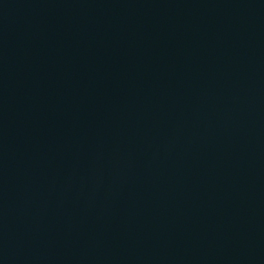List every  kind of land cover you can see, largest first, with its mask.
<instances>
[{
  "label": "water",
  "instance_id": "water-1",
  "mask_svg": "<svg viewBox=\"0 0 264 264\" xmlns=\"http://www.w3.org/2000/svg\"><path fill=\"white\" fill-rule=\"evenodd\" d=\"M234 264H264V0H230Z\"/></svg>",
  "mask_w": 264,
  "mask_h": 264
}]
</instances>
